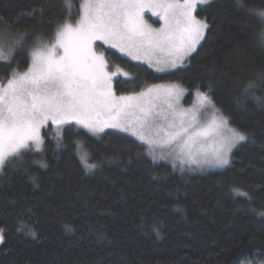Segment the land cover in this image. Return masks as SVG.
Listing matches in <instances>:
<instances>
[{
  "label": "trees",
  "instance_id": "obj_1",
  "mask_svg": "<svg viewBox=\"0 0 264 264\" xmlns=\"http://www.w3.org/2000/svg\"><path fill=\"white\" fill-rule=\"evenodd\" d=\"M80 1L71 0L69 9L65 0H47L45 14L30 17L29 10L44 0H0V17L18 21L13 30L35 32L25 44L31 49L72 19ZM234 3L215 0L198 8L211 28L186 69L157 72L104 49L110 67L119 64L133 74L114 80L117 93L171 80L206 91L211 82L217 106L233 127L249 134L233 150L231 164L181 170L153 160L147 145L132 136L109 129L94 137L76 126L72 133L80 135L66 133L67 146L57 150L50 125L43 152L29 151L22 167L5 169L0 179V228L5 230L0 264H264V219L257 215L264 211V106L241 96L246 82L264 69V49L253 42L259 24ZM251 3L264 8L260 0ZM28 63L27 52L17 50L11 67L0 63V80ZM74 140L101 166L87 171ZM29 207L31 212L23 211Z\"/></svg>",
  "mask_w": 264,
  "mask_h": 264
},
{
  "label": "snow or ice",
  "instance_id": "obj_2",
  "mask_svg": "<svg viewBox=\"0 0 264 264\" xmlns=\"http://www.w3.org/2000/svg\"><path fill=\"white\" fill-rule=\"evenodd\" d=\"M214 2L81 0L75 23L65 19L56 26L53 43L44 44L37 39V46L31 49H26L25 44L35 32L13 30L18 21L0 17V63L11 67L17 50L26 51L29 57L24 71L12 69L6 79L0 80V179L5 169L22 167L23 156L29 151L43 152L50 125L55 126L53 138L57 150L67 146L66 133L80 135L72 133V126L94 137L106 129H115L147 145V154L153 160L167 159L163 149H168V155L174 154L179 160L181 170L184 164L201 168L230 165L233 149L248 141L249 134L230 126L229 117L213 99L211 82L204 85L206 91L195 87V104L190 108L180 104L187 90L178 83L117 94L114 79L129 74L109 71L104 53L96 50L99 41L119 49L132 60L147 63L157 72L186 69L211 28L208 17L198 16L197 10ZM260 3L264 5V0ZM65 4L71 8V0H65ZM46 7L44 0L39 8H31L28 15L43 16ZM234 7L244 17L257 21L256 38L264 49V8H257L251 0H235ZM145 12L159 17L160 26L153 27L145 19ZM206 71L211 75V70ZM241 96L264 106V69L246 82ZM236 102L240 103L241 97ZM209 138L210 148L206 146ZM73 144L87 171L101 166L90 162V153L83 150L80 140H74ZM34 163L48 167L44 161ZM31 178L35 183L36 177ZM248 199L251 201V197ZM257 215L264 219V211ZM26 230L36 237L35 230ZM65 230L71 231V226L66 225ZM153 230L158 234V228ZM4 242L5 230L0 228V243Z\"/></svg>",
  "mask_w": 264,
  "mask_h": 264
},
{
  "label": "rangeland",
  "instance_id": "obj_3",
  "mask_svg": "<svg viewBox=\"0 0 264 264\" xmlns=\"http://www.w3.org/2000/svg\"><path fill=\"white\" fill-rule=\"evenodd\" d=\"M80 3H81V1H80ZM79 3V4H80ZM78 10H77V12L75 13V15H74V17L72 18V19H68V20H70V22H72V23H75V21L79 18V7L77 8ZM145 19L150 23V24H152L153 25V27H159L160 26V21H159V17H156V16H153L152 15V13L151 12H145ZM255 33V37L253 38L254 40H253V42H254V44H257V45H259L258 44V42H257V38H256V34H257V31H255L254 32ZM54 37H55V34L52 36V38H50V39H46V40H43L42 42L44 43V44H51V43H53L54 42ZM99 42V41H98ZM97 42V43H98ZM202 42V41H201ZM100 43V45L101 46H98V44H96V50H97V52H103L104 53V55H105V57H106V51L104 50L106 47L107 48H110V49H113V50H117L118 52H120L119 51V49H116V48H111V47H109L108 45H104V44H102V42H99ZM104 47V48H103ZM122 55H124V56H126L124 53H122V52H120ZM126 57H128V56H126ZM130 59H131V57H129ZM106 59H107V57H106ZM135 61V60H134ZM138 62V61H137ZM140 62H142V61H140ZM108 63H109V61H108ZM144 63V62H143ZM145 64H147V63H145ZM148 65V64H147ZM149 66V65H148ZM151 67V66H150ZM151 68H153V67H151ZM154 70H155V68H153ZM25 70V69H24ZM24 70H21V71H24ZM109 71H117V70H122L123 72H127L128 74H129V76L128 77H123V78H125V79H128L129 77H132V72L131 71H129V70H126V69H124L122 66H120L119 64H117V65H114L113 67H110V65H109V69H108ZM117 78V77H116ZM115 78V79H116ZM114 79V80H115ZM172 83H178V84H180L182 87H184L187 91L185 92V94H184V96L181 98V101H180V104H181V106L183 107V108H190L193 104H195V96H194V89L193 90H191V89H189L186 85H184L183 83L181 84V83H179V82H177V81H160V82H154V83H150V85H147V86H145V87H142V88H140L139 90H137V91H129V93H117V94H125V95H128V94H133V93H138V92H140V91H142V90H144V89H146L147 87H150V86H152V85H168V84H172ZM114 86H115V82H114ZM190 97V98H189ZM218 107V106H217ZM227 116V115H226ZM203 118V117H202ZM229 124H230V126H232L231 125V123H230V120H229ZM233 127V126H232ZM52 130L54 131V133H55V126L54 125H52ZM107 130H109V129H106L105 131H107ZM111 130H115V129H111ZM43 131L44 130H42V134H43ZM115 131H117L118 132V130H115ZM124 134H126V135H128L127 133H124ZM130 136V135H129ZM131 137V136H130ZM135 138V137H134ZM136 139V138H135ZM139 143H141L142 144V142H140V141H138ZM243 143V142H242ZM145 145V144H144ZM211 145H212V139L211 138H209L207 141H206V146H208L209 148L211 147ZM237 147H238V145H237ZM236 147V148H237ZM235 149V148H234ZM233 149V150H234ZM83 150L85 151V149H84V147H83ZM158 151H160L159 149H158ZM163 152H164V154L165 155H167L168 156V158L167 159H157V160H159V161H166V162H169V163H172V164H174V161H175V164L176 165H180L181 166V164H180V162H179V160H177L176 158H175V155L173 154V155H168V152H169V150L168 149H163ZM233 153V152H232ZM185 166H187V167H189V168H193V169H195V170H198V171H207V170H218V169H223V168H211V167H207V166H205V167H203V168H201V167H197L196 165H188V164H184L183 165V167H185ZM227 167V166H226Z\"/></svg>",
  "mask_w": 264,
  "mask_h": 264
}]
</instances>
